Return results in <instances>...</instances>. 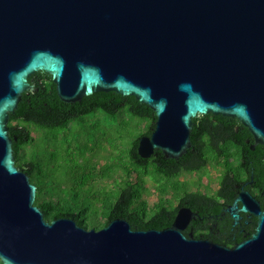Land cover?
<instances>
[{"label":"water","instance_id":"1","mask_svg":"<svg viewBox=\"0 0 264 264\" xmlns=\"http://www.w3.org/2000/svg\"><path fill=\"white\" fill-rule=\"evenodd\" d=\"M48 73L61 101L97 91L132 95L156 115L137 154L178 159L197 114L236 117L264 146V0H0V260L3 264H264V210L241 189L227 208L257 217L232 247L170 226L133 230L115 218L96 230L48 222L36 186L15 165L8 113L28 78Z\"/></svg>","mask_w":264,"mask_h":264},{"label":"trees","instance_id":"2","mask_svg":"<svg viewBox=\"0 0 264 264\" xmlns=\"http://www.w3.org/2000/svg\"><path fill=\"white\" fill-rule=\"evenodd\" d=\"M28 81L33 89L8 113V135L15 165L36 186L34 204L46 221L68 217L98 230L123 218L133 230H161L185 206L198 214L185 235L229 247L252 235L255 228L222 235L208 226L233 202L252 168L263 180L264 146L250 149L254 138L236 117L197 114L185 154L171 159L156 149L141 158L138 138L149 136L156 121L146 104L115 91L64 102L48 73L36 71ZM209 165L220 171L212 193L200 188V174ZM192 173L199 174L195 189L179 179ZM147 183L157 194L152 206L145 198Z\"/></svg>","mask_w":264,"mask_h":264},{"label":"flooded vegetation","instance_id":"3","mask_svg":"<svg viewBox=\"0 0 264 264\" xmlns=\"http://www.w3.org/2000/svg\"><path fill=\"white\" fill-rule=\"evenodd\" d=\"M262 177L263 180L259 177H256L252 168L250 170V175L244 179L240 190H247L258 201L260 208L264 210V175ZM240 190L238 191V193L240 192ZM231 204L223 207L222 212L218 214V217H215L216 220L208 221L210 231H215L218 232V234L224 235L243 233L247 228H255L257 217L250 213H240L239 221L234 224L231 215L227 211V208Z\"/></svg>","mask_w":264,"mask_h":264},{"label":"rangeland","instance_id":"4","mask_svg":"<svg viewBox=\"0 0 264 264\" xmlns=\"http://www.w3.org/2000/svg\"><path fill=\"white\" fill-rule=\"evenodd\" d=\"M103 162V160H101ZM220 174L219 169L216 170L213 166H207L204 172L201 175V190L212 193L217 188V179L216 177ZM199 174H185L180 176V181H187L189 183L190 188L195 189L196 185L194 184L197 181ZM148 192L145 194V198L149 204L152 206L154 202H156L157 194L154 191L153 186L150 183H147ZM174 201V200H173ZM175 202V201H174ZM176 204V202H175Z\"/></svg>","mask_w":264,"mask_h":264}]
</instances>
